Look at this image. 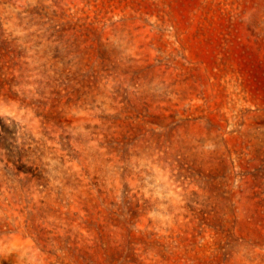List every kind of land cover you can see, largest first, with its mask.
<instances>
[{
  "label": "rangeland",
  "instance_id": "374dc122",
  "mask_svg": "<svg viewBox=\"0 0 264 264\" xmlns=\"http://www.w3.org/2000/svg\"><path fill=\"white\" fill-rule=\"evenodd\" d=\"M0 264H264V0H0Z\"/></svg>",
  "mask_w": 264,
  "mask_h": 264
}]
</instances>
